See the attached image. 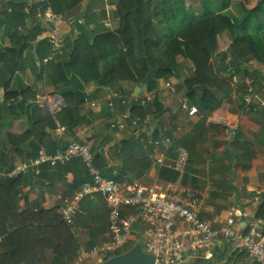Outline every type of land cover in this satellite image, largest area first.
<instances>
[{"label": "crops", "instance_id": "crops-1", "mask_svg": "<svg viewBox=\"0 0 264 264\" xmlns=\"http://www.w3.org/2000/svg\"><path fill=\"white\" fill-rule=\"evenodd\" d=\"M19 3L24 6L25 16L23 25L14 28L6 23L5 16ZM32 10L36 11V15ZM40 12V0H0V55L5 47L11 45L15 35L28 33L37 19H40L43 29L37 39L45 37L46 24L37 18ZM57 14L62 17L61 13ZM74 19L70 22H74ZM67 34L64 30L60 34L61 48L65 46ZM221 51H217L211 62L213 68L220 72L224 69L218 58ZM63 52L61 50V56ZM32 54L35 62L30 57L29 47L24 49L20 66L10 74L0 68V156L2 153L7 155L14 166L27 160L26 154L35 152L37 147L38 150L53 152L62 149L70 141H78L86 143L94 156L97 152L102 153L107 166L112 167V173L119 175L121 180L138 179L149 184L155 179L159 180L161 165L156 163L158 154L164 151L163 166H167L175 158L173 151L182 146L188 152V160L184 169L185 183L181 179V184L199 190L202 194L201 218L208 220L213 227H220L232 210L239 215L240 223L264 211V107L258 103L264 100V65L251 62L253 65L250 66L247 63L249 74L240 73V76L237 74L228 80L231 90L227 96L215 92L220 97L217 105L209 110L197 106L198 110L193 115L188 114V109L195 105L190 104L183 94V88L177 85L183 79L169 77L167 80L178 87L171 100L161 99L163 113L134 124L133 120H127V111H118V92L116 94L110 87L97 90L100 86L93 80L84 84L71 73L66 76V80L55 66H46L48 61H44V58L51 57V53L42 58L33 51ZM252 70L256 72L252 73ZM247 85L252 87L251 92L245 91ZM136 86H139V90L134 96ZM122 88L132 89L129 95L133 98L143 96L146 92L143 85L130 82H125ZM78 90L85 91L88 97L82 104L75 106L79 98L72 95L71 91ZM62 91H67L64 97ZM108 94L110 97H107ZM251 95L254 98H250ZM19 101H23L27 110L19 113L22 109L18 105L14 108L17 115H13L8 106ZM56 104L59 108L57 111L54 110ZM66 106L76 108H73L71 115H61L63 120L77 117L73 126L68 128L62 121L56 120V128L45 126L36 137L34 132H27L35 119L54 116ZM123 115L126 117L122 118ZM111 123L116 125L111 126ZM122 124L124 127H119ZM177 126H181L180 131L175 129ZM61 127L63 130H60ZM165 136L170 138L168 145L163 141ZM127 138H132L130 140L137 150L140 169L124 175L120 173L122 161L114 147L118 146L119 140ZM153 141L157 143L153 144ZM35 169L29 185L22 188L24 196L19 201L21 207L26 201L34 205L35 209L60 207L64 196L89 182L80 158L63 165H41ZM81 205L83 212L71 226L79 250L105 239L108 223L107 206L102 195L87 197ZM210 251L212 259L187 257L180 264H250V257L236 253L223 240L211 245ZM40 258V264H57L49 252H42Z\"/></svg>", "mask_w": 264, "mask_h": 264}, {"label": "trees", "instance_id": "trees-1", "mask_svg": "<svg viewBox=\"0 0 264 264\" xmlns=\"http://www.w3.org/2000/svg\"><path fill=\"white\" fill-rule=\"evenodd\" d=\"M83 1L85 0H47L56 13L71 14L69 19L80 13ZM94 1L99 2L102 8L96 10L94 7L93 10ZM104 4L113 6L112 15L118 18L115 28H106L103 25L105 18L111 19L110 11L103 7ZM216 4L215 1L200 0L201 16L194 15L190 18L181 0L180 6L185 12L177 15L175 10L172 14L169 9L170 0H89L85 13L82 14V21L72 23L73 32H77L73 38L66 39L65 46L61 48L64 51L63 56L59 49L54 50L56 48L51 47L46 37L37 39L43 31L40 19H37L28 33H18L12 39L11 45L3 49L0 68L7 74L12 73L20 66L22 52L27 47L31 59L34 57L31 55L32 51L39 58L51 53L46 66H55L57 71L64 74V79L67 80L66 76L71 73L84 84L93 80L100 86L97 90L110 87L116 94L118 92L117 109L121 113L127 111L129 122L133 120L142 123L163 113V97L159 94V88L160 82L167 81L169 77L183 79V84L177 85L183 88V94L191 105L209 110L219 102L220 97L215 92L224 96L229 94L231 85L228 80L232 79L233 73L249 74L247 63L252 61L264 65V0H257L252 7L243 5L241 17L228 8L226 0H220L218 8ZM23 7L21 3L15 5L5 16L8 25L14 28L23 25ZM31 12L36 15L35 10ZM89 12L94 17L88 15ZM182 16H186L188 20L185 17L180 18ZM91 23H94V34L89 33ZM100 24L103 29L97 31ZM225 30L230 33L232 41L227 50L222 51V54L218 53L224 68L220 72L213 68L211 62L217 55L218 35ZM227 58L229 60L225 62ZM183 61L192 65L190 75L185 78L178 74V67L180 69V62ZM254 72L256 70H252ZM125 82L143 85L147 91L154 92L153 98L142 104L139 99L130 97L132 89L122 88ZM251 88L248 86L245 91L249 92ZM62 92L64 97L67 91ZM71 93L79 98L75 106L82 104L88 97L83 90ZM127 98L129 100H122ZM10 101L13 102L12 99ZM22 103L23 101H19L9 105V111L17 115L14 108L19 105L22 109L19 113H23L26 106ZM75 106H66L54 116L35 119L30 123L27 132H34L36 137L45 126L56 128V120L60 123L62 121L68 128L73 126L77 117L63 120L61 115H71L76 109ZM130 139L132 138L121 139L118 146L114 147L122 161L120 173L124 175L140 169L137 164V150ZM37 151L38 147L35 152L27 153V160L34 158ZM101 154L97 152L94 156V167L103 176L121 181L122 178L112 173V167L107 166ZM6 156L4 153L0 156V171L6 172L14 167V163ZM35 170L33 167L32 171ZM179 177L181 178L178 179ZM158 178L160 181L180 183L182 179L185 183L184 172L180 174L167 166L159 168ZM27 185L28 172L17 177L0 175V264H40L42 252H49L55 263L66 264L80 251L71 232L72 227L62 220L60 207L35 209L27 201L21 207L19 201L24 196L22 188ZM256 215L263 217L264 211ZM235 252L246 255L244 251ZM119 253L121 252L114 255ZM253 262L252 264H258Z\"/></svg>", "mask_w": 264, "mask_h": 264}, {"label": "built area", "instance_id": "built-area-1", "mask_svg": "<svg viewBox=\"0 0 264 264\" xmlns=\"http://www.w3.org/2000/svg\"><path fill=\"white\" fill-rule=\"evenodd\" d=\"M40 3L41 12L38 17L46 24L45 37L51 47L59 49L61 37L58 25L62 17L52 10L47 0H40ZM105 24L107 25L106 22ZM50 58L45 57L44 61ZM228 60L229 58L225 62ZM175 93V86L168 81L159 90L160 96L167 100H171ZM253 96L250 98H254ZM152 97L153 92H146L140 98L141 103L151 100ZM258 103L264 107V100ZM54 110H59L57 104ZM196 112L195 106L188 109L189 115ZM125 117L126 115H123L122 118ZM133 123L135 124V121ZM115 125L111 123V126ZM175 129L180 131L181 126ZM60 130H63V127ZM163 141L166 145L170 144V138L167 136ZM156 143L157 141H153V144ZM173 152L175 158L167 167L182 174L188 160V152L182 146L176 147ZM75 158H80L83 162L89 182L83 183L70 195L63 197V204L59 208L61 218L67 225L73 226L75 219L83 212L82 201L87 197L102 195L107 206V237L88 249H81L66 264H85L93 261L100 264L104 257L112 256L133 240L136 233L139 236L135 242L139 241L142 248L154 256L155 264H180L187 257L212 259L210 247L217 240L229 243L233 249L244 251L258 264H264V217L248 218L240 223L239 215L232 210L222 226L213 227L208 220L200 217L202 194L199 190L182 185L180 181L155 179L146 184L138 179L116 181L105 177L94 167V155L86 143L70 141L62 149L53 152L39 149L34 158L22 161L9 171H0V175L17 177L28 172L29 167H53L66 164ZM164 158L165 153L161 151L156 163L163 166ZM128 208L130 210L125 211Z\"/></svg>", "mask_w": 264, "mask_h": 264}, {"label": "rangeland", "instance_id": "rangeland-1", "mask_svg": "<svg viewBox=\"0 0 264 264\" xmlns=\"http://www.w3.org/2000/svg\"><path fill=\"white\" fill-rule=\"evenodd\" d=\"M182 1V3H183V6L186 8V10H188V11H186V13L188 14V16L190 17V18H192L194 15L195 16H201V11H200V9H201V7H200V0H181ZM211 2L212 1H215V2H217V4L219 5L220 4V0H210ZM227 2H228V8L231 10V11H233L234 13H235V15H239L240 17L242 16L241 14H242V11H243V5H245L246 7H252V6H254L255 5V3H256V1L257 0H226ZM84 3V6L82 7V10H81V13L83 14V13H85L84 11H85V7L87 6V4H88V2H87V4L85 5V3H86V0L83 2ZM94 4H95V6H94ZM216 4V7L218 8V5ZM107 5V6H106ZM178 5H179V7H178ZM212 5H213V3H212ZM211 5V6H212ZM92 7L94 8H96V10H98V9H101L102 7H101V4L99 3V2H96V1H94V2H92ZM103 7H106L107 8V10L108 11H110V14H111V16L109 15V17H111V19H108V22H109V24H110V28H115L116 26H117V24H118V18L117 17H114L113 15H112V11L114 10V9H111V8H113V6H110V5H108V4H104L103 5ZM182 7L180 6V0H170V6H169V9H170V11H172V14H173V11L175 10V13H176V15L177 14H181V13H183V12H185L184 10H182L181 9ZM196 12H195V11ZM79 14V13H78ZM71 15V14H70ZM70 15H68V14H62V17H63V19H61V23L58 25L59 26V34H62V31L64 30V31H67L68 32V34L66 35V37H67V39H70L71 37L73 38V36H74V34L77 32V31H75V33L73 32V30H72V28H74L73 26H72V23H74V22H70L71 21V19H69L70 17ZM72 15H74V14H72ZM88 15H90V16H93L94 17V14H92V12H89L88 13ZM206 15V14H205ZM77 17V16H76ZM75 17V18H76ZM113 17V18H112ZM183 17H185V19L186 20H188V18L186 17V16H182V17H180V18H183ZM84 18V17H83ZM102 19H104V18H102ZM106 19V18H105ZM184 19V20H185ZM241 19V18H240ZM80 21H82V15H81V18L79 19ZM97 21H98V19H97ZM97 24V23H96ZM100 28L97 30V31H100L101 29H103V27H102V25L100 24V26H99ZM105 27V26H104ZM108 27V28H109ZM76 28V27H75ZM106 28H107V26H106ZM77 29V28H76ZM78 30V29H77ZM96 31V30H95ZM80 32V31H79ZM89 33H91V34H94V23L92 24V25H90V29H89ZM218 47H217V50H216V53H217V51H224V50H227L228 49V47H229V45H230V43H231V41H232V39H231V35H230V33L228 32V31H223L222 33H220L219 35H218ZM54 50H58V49H54ZM222 51L220 52L221 54H222ZM219 55V54H218ZM220 57V56H219ZM180 58V57H179ZM181 59V58H180ZM179 59V60H180ZM253 63H254V61H252ZM189 65H191V63L190 62H188V61H183V62H180V69H179V67H178V74H179V76L180 77H188L189 75H190V73H191V67L189 66ZM249 65L250 66H252L253 64H251V62L249 63ZM257 65V64H256ZM192 66V65H191ZM241 67H239V69H240ZM224 71V70H223ZM237 74H239V76H240V73H233V75L231 76V78H233L234 76H236ZM167 79H170V78H167ZM177 79H179V78H177ZM171 82V81H170ZM172 83V82H171ZM162 82H161V84H160V88L159 89H162L163 87H164V85H162ZM245 87V86H244ZM248 90V89H247ZM248 91H251V90H248ZM242 99H244L243 98V96L241 97ZM21 163V162H20ZM19 163V164H20ZM136 235H138L137 233H136ZM135 235V238L133 239V240H131V241H129L121 250H120V252H123V251H125V250H127V249H129L130 247H132L133 245H134V243H135V240H136V238H137V236ZM133 238V235H132V237H131V239ZM141 240H143L142 238H141ZM114 255V254H113ZM249 258V257H248ZM250 259V258H249ZM251 260V261H250ZM249 260V262H250V264H252V263H254L253 262V260L252 259H250ZM88 263H90V264H92V263H94L95 264V262H88ZM96 264H97V262H96Z\"/></svg>", "mask_w": 264, "mask_h": 264}, {"label": "water", "instance_id": "water-1", "mask_svg": "<svg viewBox=\"0 0 264 264\" xmlns=\"http://www.w3.org/2000/svg\"><path fill=\"white\" fill-rule=\"evenodd\" d=\"M88 0H86L87 4ZM82 13H79L74 19V23L79 21ZM139 86H136L133 95H137ZM33 176L32 167L28 168V182L31 181ZM100 264H155V258L152 254L148 253L142 248L139 241H136L132 247L126 251L112 255L110 257H104Z\"/></svg>", "mask_w": 264, "mask_h": 264}, {"label": "clouds", "instance_id": "clouds-1", "mask_svg": "<svg viewBox=\"0 0 264 264\" xmlns=\"http://www.w3.org/2000/svg\"><path fill=\"white\" fill-rule=\"evenodd\" d=\"M88 1H89V0H88ZM85 5H86V4H85ZM106 6H107V5H106ZM51 8H52V7H51ZM85 8H86V7H85ZM80 13H81V12H80ZM79 21H80V20H79ZM105 22L107 23V25L105 24ZM103 25H104L105 27H106V26H107V27L110 26V24H109V22H108V19H104V21H103ZM109 28H110V27H109ZM60 37H61V35H60ZM61 43H62V41H61ZM61 46H62V45H61ZM61 46L59 47V53L61 52ZM167 81H168V80H167ZM165 82H166V81H165ZM165 82H164V83H165ZM168 82H170V81H168ZM164 83H163V85H164ZM170 83H171V82H170ZM172 84H173V83H172ZM173 85L175 86V88H176V92H177L176 84H173ZM159 90H160V89H159ZM146 92H148V91L146 90ZM146 92H145V93H146ZM151 92H153V91H151ZM113 95H114V94H113ZM144 95H145V94H144ZM174 95H176V93H175ZM174 95H173V96H174ZM153 96H154V92H153ZM173 96H172V97H173ZM130 97H132V96L130 95ZM130 97H129V98H130ZM141 97H142V96H138V97H135V99H140ZM129 98H128V99H129ZM132 98H133V97H132ZM152 98H153V97H152ZM162 99H165V98H162ZM141 100H142V99H140V102H141ZM166 100H167V99H166ZM149 101H150V100H149ZM147 102H148V101H147ZM145 103H146V102H145ZM142 104H144V103H142ZM190 107H191V106H190ZM195 107H197V106H195ZM197 110H198V109H197ZM32 172H33V171H32ZM263 217H264V216H263ZM121 253H122V252H121ZM246 255H247V254H246ZM247 256H248V255H247ZM253 261H254V260H253Z\"/></svg>", "mask_w": 264, "mask_h": 264}]
</instances>
